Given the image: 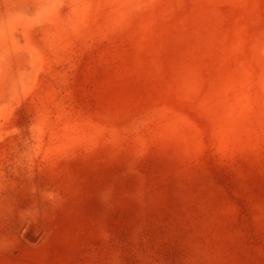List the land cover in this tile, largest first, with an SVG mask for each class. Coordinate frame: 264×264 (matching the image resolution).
Wrapping results in <instances>:
<instances>
[{
	"label": "rangeland",
	"instance_id": "obj_1",
	"mask_svg": "<svg viewBox=\"0 0 264 264\" xmlns=\"http://www.w3.org/2000/svg\"><path fill=\"white\" fill-rule=\"evenodd\" d=\"M0 264H264V0H0Z\"/></svg>",
	"mask_w": 264,
	"mask_h": 264
}]
</instances>
